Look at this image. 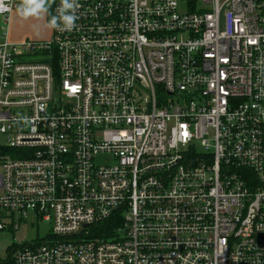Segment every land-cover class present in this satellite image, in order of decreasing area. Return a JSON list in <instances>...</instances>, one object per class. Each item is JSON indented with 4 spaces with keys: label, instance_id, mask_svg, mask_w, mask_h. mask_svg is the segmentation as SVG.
Returning <instances> with one entry per match:
<instances>
[{
    "label": "built area",
    "instance_id": "2783aa9c",
    "mask_svg": "<svg viewBox=\"0 0 264 264\" xmlns=\"http://www.w3.org/2000/svg\"><path fill=\"white\" fill-rule=\"evenodd\" d=\"M11 3L0 236L51 232L0 264H264V0H78L23 42Z\"/></svg>",
    "mask_w": 264,
    "mask_h": 264
},
{
    "label": "rangeland",
    "instance_id": "374dc122",
    "mask_svg": "<svg viewBox=\"0 0 264 264\" xmlns=\"http://www.w3.org/2000/svg\"><path fill=\"white\" fill-rule=\"evenodd\" d=\"M52 6V5H51ZM182 9V7H180ZM49 16L42 19L30 17L24 19L14 10L10 15L8 37L11 42L45 41L51 38L52 29L47 27ZM6 25L0 17V36ZM1 140V138H0ZM51 232V226L36 218L26 220L13 233L4 232L0 236V260L4 258L7 248L11 244L38 243Z\"/></svg>",
    "mask_w": 264,
    "mask_h": 264
},
{
    "label": "clouds",
    "instance_id": "9594fccd",
    "mask_svg": "<svg viewBox=\"0 0 264 264\" xmlns=\"http://www.w3.org/2000/svg\"><path fill=\"white\" fill-rule=\"evenodd\" d=\"M55 0H20L16 5V12L24 19L35 17L42 19L49 16L47 27L60 31H71L78 19L77 11L80 7L78 0H60L56 14L50 13V8ZM11 0H0V13L10 11Z\"/></svg>",
    "mask_w": 264,
    "mask_h": 264
}]
</instances>
